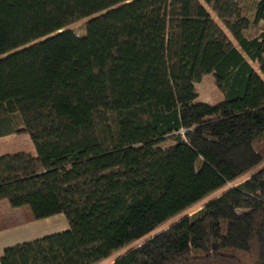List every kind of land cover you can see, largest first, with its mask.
<instances>
[{
	"label": "trees",
	"instance_id": "obj_1",
	"mask_svg": "<svg viewBox=\"0 0 264 264\" xmlns=\"http://www.w3.org/2000/svg\"><path fill=\"white\" fill-rule=\"evenodd\" d=\"M20 133L0 203L68 228L1 264H95L244 175L112 264H264V0H0V138Z\"/></svg>",
	"mask_w": 264,
	"mask_h": 264
},
{
	"label": "rangeland",
	"instance_id": "obj_2",
	"mask_svg": "<svg viewBox=\"0 0 264 264\" xmlns=\"http://www.w3.org/2000/svg\"><path fill=\"white\" fill-rule=\"evenodd\" d=\"M250 2L251 0H243ZM212 17L216 20L218 24L221 25L220 21L217 19V17L211 13ZM78 21L72 25L69 26V28L74 29L78 31L79 33L83 32V23L86 21ZM196 89L198 91V98L196 99V102L199 103H207V104H217L222 101L223 96L221 92L217 89V87L214 84L213 76L212 74H206L202 77L201 81L196 83ZM30 149L32 151L31 154L35 153L34 146L30 140V137L26 133H20L15 134L11 137L7 138H1L0 139V154H6V153H15V152H27ZM247 175H244L242 177L237 178L233 182L227 183L224 187L221 189L211 193L210 195L206 196L204 199L194 203L189 208L185 209L181 213L175 215L174 217L168 219L164 223H162L155 231H153L149 236L160 232L175 222L181 220L184 217L191 216L195 212H197L199 209H201L208 201L214 199L215 197L221 195L224 191L232 187L233 185L239 183L243 179H245ZM149 236H146L138 241H135L133 243H130L129 245L115 251L113 254H111L108 258L101 260L95 264H112L113 261L118 258L119 256L126 253L128 250L140 245L145 239H147Z\"/></svg>",
	"mask_w": 264,
	"mask_h": 264
},
{
	"label": "crops",
	"instance_id": "obj_3",
	"mask_svg": "<svg viewBox=\"0 0 264 264\" xmlns=\"http://www.w3.org/2000/svg\"><path fill=\"white\" fill-rule=\"evenodd\" d=\"M11 136L13 135L4 138ZM27 152L32 153L30 149ZM0 223H2V226L0 225V256L6 247L37 239L68 228V222L62 214L27 221L21 209L10 208L6 202L0 203ZM3 224L9 226L4 228L5 226Z\"/></svg>",
	"mask_w": 264,
	"mask_h": 264
}]
</instances>
